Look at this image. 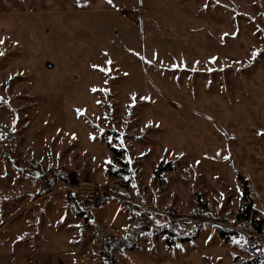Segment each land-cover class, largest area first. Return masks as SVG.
<instances>
[{
	"label": "rangeland",
	"instance_id": "rangeland-1",
	"mask_svg": "<svg viewBox=\"0 0 264 264\" xmlns=\"http://www.w3.org/2000/svg\"><path fill=\"white\" fill-rule=\"evenodd\" d=\"M0 40V264H99L126 204L202 224L113 264H243L240 214L264 264V0H0Z\"/></svg>",
	"mask_w": 264,
	"mask_h": 264
},
{
	"label": "trees",
	"instance_id": "trees-1",
	"mask_svg": "<svg viewBox=\"0 0 264 264\" xmlns=\"http://www.w3.org/2000/svg\"><path fill=\"white\" fill-rule=\"evenodd\" d=\"M12 159L10 158V160ZM13 164L18 170L24 172L23 170L24 168L20 165L21 161L17 159L16 161L13 162ZM26 166L29 168H33V169H35L33 166L38 167L39 169L41 167L39 164H36V163L32 164L31 162H28ZM58 170H60V172L61 170L66 172L64 169L52 170L50 171L51 176L53 175V173H55ZM37 173L39 174V177L40 176L41 178L43 177L42 170L40 172L37 171ZM43 179L45 178L43 177ZM43 179L42 181L45 182L46 180H43ZM44 184L45 183H43V185ZM47 187L48 186H44V188H42L41 190L43 192L46 191L45 193L51 192L52 188L51 187L47 188ZM101 199L103 200V198ZM91 202H92L91 200L82 199L80 204H77L76 206L73 205L71 207L74 213L81 215V214L88 213L89 211L88 208L96 204V203H91ZM100 204L101 202L98 205ZM198 206H199L198 215L196 217L202 218L204 217L206 212L204 211L203 206H201L200 204ZM126 207H128V209L132 212L136 222L134 226L130 229V231L127 232L128 234L125 238L117 239L115 237L110 236L109 238L104 240L105 242L103 246L101 247L102 249L100 251L99 264H113V257H112L113 247L115 250H120V251L127 250V249L130 250L134 247L139 235L148 233L151 230L153 231L154 234H160V233L167 234L166 242H167V245L170 247L172 244V241H174L171 239H175L182 243L193 239L196 236V233L199 230L200 225L202 224V222H199L197 224L195 223V226L189 229L187 226H184L182 224L183 221L174 219V218H168L166 220L169 221L170 224L167 230H165V228L163 229L160 226H156L155 222L152 221V219L149 217V214L145 210H142L130 204H126ZM254 225L255 223L252 221H249V218L246 215L240 214L239 216L235 218V221L232 224L234 228L227 227L225 225H217V224L215 226L216 233L221 239L224 240V242L231 241L232 239H234L235 237H239L240 235H242L243 238L246 240V243H245L246 253L252 256V259L243 264H254L256 263V261H261L263 259L261 258L259 254L255 252V249H257L256 244L258 240L252 237H249V236H245V234L243 233V232H246L248 234H258L259 235L260 231L258 228H255ZM239 229L243 232H241Z\"/></svg>",
	"mask_w": 264,
	"mask_h": 264
},
{
	"label": "snow or ice",
	"instance_id": "snow-or-ice-1",
	"mask_svg": "<svg viewBox=\"0 0 264 264\" xmlns=\"http://www.w3.org/2000/svg\"><path fill=\"white\" fill-rule=\"evenodd\" d=\"M109 2H111V0H109ZM3 41L2 40H0V43H2ZM109 63H110V61H109ZM103 70V69H102Z\"/></svg>",
	"mask_w": 264,
	"mask_h": 264
}]
</instances>
